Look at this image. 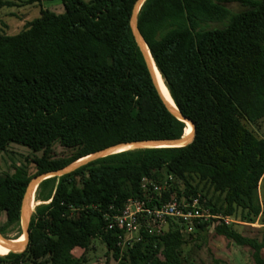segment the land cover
Listing matches in <instances>:
<instances>
[{"label": "trees", "instance_id": "obj_1", "mask_svg": "<svg viewBox=\"0 0 264 264\" xmlns=\"http://www.w3.org/2000/svg\"><path fill=\"white\" fill-rule=\"evenodd\" d=\"M60 1L63 13L42 8L19 33L0 34V153L10 144L42 152L39 176L119 144L183 137L187 125L167 109L133 34L138 0ZM138 25L194 140L119 152L43 181L26 250H0V264H84L73 251L86 254L98 238L118 260L107 215L142 198L144 179L171 183L163 202L200 194L214 213L264 225V133L252 129L264 123V0H147ZM55 143L74 154L52 158ZM32 178L24 166L0 171L4 237L20 226ZM214 232L264 264V240L225 225ZM185 239L178 226L143 235L121 264H186Z\"/></svg>", "mask_w": 264, "mask_h": 264}, {"label": "rangeland", "instance_id": "obj_2", "mask_svg": "<svg viewBox=\"0 0 264 264\" xmlns=\"http://www.w3.org/2000/svg\"><path fill=\"white\" fill-rule=\"evenodd\" d=\"M27 1L28 0H2V2H13L15 6L6 7L0 4V34H17L24 29L27 22L39 17L42 8L52 9L58 12L57 6L61 5L60 0H42V4L34 3L32 5H26ZM230 8L233 10L240 9L238 6L234 5H231ZM252 129H254L258 135L262 136L264 133V123ZM73 154L74 151L61 146L59 143H55L52 147L51 157L54 159L67 158ZM42 155V152H33L27 147L10 144L4 152L0 153V171L3 174H12L16 167L24 166L27 168L30 176L33 177V180L36 177V167L33 161L36 158H41ZM181 189L184 188L181 187ZM36 193L32 201V212H34L35 207L40 203L36 201ZM34 202H36V206H34ZM260 202L264 207V179L260 186ZM234 220L235 223L231 225L232 229L244 236L253 237L259 241L264 240V225L262 218L254 224L243 223L236 218H234ZM5 223V215L0 214V225H4ZM171 225L172 226L169 227L170 229H175L177 226L174 223ZM23 235L24 230L20 223L19 227L9 230L6 238L13 240ZM184 235L187 242L184 246L185 257L187 258L186 264H254L252 253L249 248L239 247L224 237L217 236L214 232V228L209 227L204 230L198 229L192 234ZM1 249L0 246V250ZM1 251L5 250L2 249ZM83 255L85 257H83ZM73 256L78 259L85 258L86 263L84 264H105L108 260L111 261L112 259L107 251L106 245L99 238L93 241L89 252L84 254L81 250H74ZM262 256L264 257V250L262 251ZM111 263H114L113 259Z\"/></svg>", "mask_w": 264, "mask_h": 264}, {"label": "built area", "instance_id": "obj_3", "mask_svg": "<svg viewBox=\"0 0 264 264\" xmlns=\"http://www.w3.org/2000/svg\"><path fill=\"white\" fill-rule=\"evenodd\" d=\"M170 189L169 181L158 184L144 179L142 198H132L121 211L107 215L109 230L115 232L117 247L120 249L119 259H113L115 264H121L125 250L143 235L161 234L173 223L182 234H192L204 224L207 228H215L222 225L231 227L235 223L233 217L214 213L208 200L200 194L186 199L173 194L169 201L163 202L164 194Z\"/></svg>", "mask_w": 264, "mask_h": 264}, {"label": "water", "instance_id": "obj_4", "mask_svg": "<svg viewBox=\"0 0 264 264\" xmlns=\"http://www.w3.org/2000/svg\"><path fill=\"white\" fill-rule=\"evenodd\" d=\"M146 1L147 0H138L135 4L132 19H131V26H132L133 34L135 36V39H136V42H137L139 48L141 49V52L143 54V57H144L145 62L147 64V67L150 71V74H151L153 80H154V83H155V85H156L167 109L177 119H179L180 121H182L186 125L190 124L192 126V129H193L192 133L188 136L184 135L181 138L173 139V140H154V141L134 142V143H128V144H119V145L110 147L108 149L96 152V153L89 155L85 158H82L79 161L75 162L74 164H72L71 166H69L63 170H59V171H55V172H49V173H45V174L36 176L33 180H31V182L27 188L25 197L23 199L22 208H21V224H22L23 230H24V236L26 239L25 242H17L19 237L17 239L10 240V239H7L6 237H4L3 235L0 234L1 244L5 245L7 247L13 248V250H10L9 253L10 252L21 253V252L25 251L27 246H28L29 237H30L29 224H30L31 216L33 214V212H32V201L34 200L35 193L37 192L40 184L43 181H45L47 179L61 177V176L70 174V173L76 171L77 169H79L83 166H86V165H88L94 161H97L101 158H105L109 155H113V154H116L119 152H123V151H127V150H136V149L185 147V146L191 144L192 141L194 140L195 134H196L195 124L190 119H188L182 115V113L176 107L175 103H174L175 107H173L167 102V100L164 98V96H163V94L159 88V85L157 83L154 67H153V64L151 61V53L149 51L148 45H147V43H146V41H145V39H144L140 29H139V25H138V14H139L142 6L144 5V3ZM146 48L148 49L149 53L147 52ZM156 68H157V66H156ZM165 86H166V84H165ZM167 90H168V88H167ZM169 94H170V92H169Z\"/></svg>", "mask_w": 264, "mask_h": 264}, {"label": "bare ground", "instance_id": "obj_5", "mask_svg": "<svg viewBox=\"0 0 264 264\" xmlns=\"http://www.w3.org/2000/svg\"><path fill=\"white\" fill-rule=\"evenodd\" d=\"M147 49V48H146ZM147 52L149 53L148 49H147ZM151 61H152V64H153V67H154V71H155V76H156V80H157V83L159 85V88L164 96V98L167 100V102L175 107L174 105V102L169 94V91L167 90L166 86H165V82H164V79L162 77V75L160 74L159 70L156 68V64L151 56ZM193 129H192V126L190 124H187V127L185 129V136H188L192 133ZM34 206H36V202L33 203ZM34 208V207H33ZM25 236L23 235L22 237H19L17 242H25ZM0 246L3 250L7 251V253H9L10 250H13V248H10V247H7L3 244H1V241H0ZM1 249V250H2Z\"/></svg>", "mask_w": 264, "mask_h": 264}, {"label": "crops", "instance_id": "obj_6", "mask_svg": "<svg viewBox=\"0 0 264 264\" xmlns=\"http://www.w3.org/2000/svg\"><path fill=\"white\" fill-rule=\"evenodd\" d=\"M60 3H61V1H60ZM44 9H46V8H44ZM57 9H58V12H57V11H55V10H52V9H49V10H50V11L57 12V13H63V12H64V7H63V4L61 3V5H60V6H57Z\"/></svg>", "mask_w": 264, "mask_h": 264}]
</instances>
